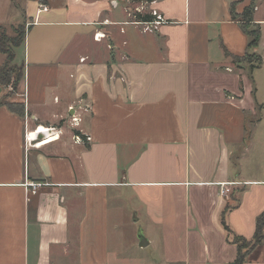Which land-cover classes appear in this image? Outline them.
<instances>
[{
    "label": "crops",
    "instance_id": "crops-1",
    "mask_svg": "<svg viewBox=\"0 0 264 264\" xmlns=\"http://www.w3.org/2000/svg\"><path fill=\"white\" fill-rule=\"evenodd\" d=\"M129 1L45 0L41 14L39 0L22 4L16 63L25 76L15 101L25 116L0 109V264H233L228 206L234 234L255 235L264 0L236 8L253 4L261 31L250 52L259 61L241 65L232 57H244L250 39L231 17L235 0H153L147 11L165 23L152 31L134 22ZM14 7L0 1V19L18 18ZM6 94L0 87V101ZM39 127L54 138L27 147ZM80 133L91 142L76 143ZM244 264H264V243Z\"/></svg>",
    "mask_w": 264,
    "mask_h": 264
},
{
    "label": "trees",
    "instance_id": "trees-1",
    "mask_svg": "<svg viewBox=\"0 0 264 264\" xmlns=\"http://www.w3.org/2000/svg\"><path fill=\"white\" fill-rule=\"evenodd\" d=\"M243 0H235L231 3L230 13L234 21H236L242 31L250 39L248 45V53L244 57H232L237 63L253 64L255 60L259 61L255 54L251 51L257 49L261 31L258 25L254 23V5H250L244 9L241 14H237L236 8ZM45 3V1H44ZM132 19L136 22H151L154 17L151 14H134ZM13 34H9L5 26L0 25V55L4 57V61L0 64V87L7 88L12 86L16 91L22 84L25 76L24 67L16 63V50L24 45L27 34V27L24 24L18 27H11ZM254 67V66H253ZM6 108L11 113L20 118L25 116V106L23 103L12 99L10 94H6L0 101V109ZM83 139L85 136L83 135ZM231 207H226L222 214V226L228 236V240L235 245L238 255L233 264H244L247 257L264 242V212L258 217L256 222V232L253 239L248 240L234 234L227 223V214Z\"/></svg>",
    "mask_w": 264,
    "mask_h": 264
},
{
    "label": "built area",
    "instance_id": "built-area-1",
    "mask_svg": "<svg viewBox=\"0 0 264 264\" xmlns=\"http://www.w3.org/2000/svg\"><path fill=\"white\" fill-rule=\"evenodd\" d=\"M45 0H39L38 2V14L41 13H45L49 11L48 6L44 3ZM153 0H145L142 1L138 4V6L135 8V11H133L130 16L131 18L134 17V14H151L154 17V20L151 22H136L138 24L144 25L146 27L145 30H149L152 31L153 29H157L160 25L165 23L164 17L159 14L157 11L155 10H151V11H147L149 9V4L152 3ZM135 18V17H134ZM99 36H102L100 34H97V39L99 38ZM84 61V60H83ZM82 120L80 116H73L71 118V127L72 128H79L80 124H81ZM45 132H41V127H39L35 132L30 133L26 136V146L27 147H34V146H41L42 144H40L41 142L45 141V138L48 135H51L53 137V135H55V129L54 128H44ZM74 141L76 143H80V144H84V143H89L91 142V138L89 136H85V139H83V135L80 134H75L74 136ZM234 184L229 183V184H223L222 187V195L223 196H228L230 189V186H233ZM29 186L33 189L34 192H36L38 190V188L40 187L39 184H35V183H31L29 184Z\"/></svg>",
    "mask_w": 264,
    "mask_h": 264
},
{
    "label": "rangeland",
    "instance_id": "rangeland-1",
    "mask_svg": "<svg viewBox=\"0 0 264 264\" xmlns=\"http://www.w3.org/2000/svg\"><path fill=\"white\" fill-rule=\"evenodd\" d=\"M2 1V0H0ZM140 3L139 0H130L128 2L130 8H131V13L133 11H135V8L138 6V4ZM142 2V1H141ZM22 4H24V0H12V6L14 7L15 5H19V8L16 9L15 7V10L18 12L19 16L18 18H10L9 21H8V18H1L0 19V24L1 25H5L6 29L8 30V33L9 34H13V30L11 29V27H18L19 25L21 24H24V25H27V22L25 20V16L23 14V10L24 8H21L22 7ZM14 20V21H13ZM256 61V60H255ZM233 63L234 64H237V65H241V64H245V63H237L233 60ZM256 63V62H255ZM248 64V63H247ZM6 90V93L10 94L12 99L14 100H19L21 101L23 99V87H22V84L18 87V89L15 91L14 88L12 86H8L7 88H5ZM136 225V229L138 231V229L140 230V225L139 223H135ZM264 243V242H263ZM260 246V245H259Z\"/></svg>",
    "mask_w": 264,
    "mask_h": 264
},
{
    "label": "water",
    "instance_id": "water-1",
    "mask_svg": "<svg viewBox=\"0 0 264 264\" xmlns=\"http://www.w3.org/2000/svg\"><path fill=\"white\" fill-rule=\"evenodd\" d=\"M140 239H141L140 247H142V248L147 247L148 242L146 241V239L144 238V236L142 234H140Z\"/></svg>",
    "mask_w": 264,
    "mask_h": 264
},
{
    "label": "bare ground",
    "instance_id": "bare-ground-1",
    "mask_svg": "<svg viewBox=\"0 0 264 264\" xmlns=\"http://www.w3.org/2000/svg\"><path fill=\"white\" fill-rule=\"evenodd\" d=\"M41 132H45L44 129H41ZM54 137H52L51 135H48L46 138H45V141L47 140H50V139H53Z\"/></svg>",
    "mask_w": 264,
    "mask_h": 264
}]
</instances>
